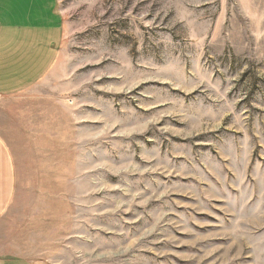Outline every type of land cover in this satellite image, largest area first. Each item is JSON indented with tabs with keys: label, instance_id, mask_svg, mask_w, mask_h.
<instances>
[{
	"label": "rangeland",
	"instance_id": "1",
	"mask_svg": "<svg viewBox=\"0 0 264 264\" xmlns=\"http://www.w3.org/2000/svg\"><path fill=\"white\" fill-rule=\"evenodd\" d=\"M59 4L42 105H0L4 240L47 264H264V0Z\"/></svg>",
	"mask_w": 264,
	"mask_h": 264
},
{
	"label": "crops",
	"instance_id": "2",
	"mask_svg": "<svg viewBox=\"0 0 264 264\" xmlns=\"http://www.w3.org/2000/svg\"><path fill=\"white\" fill-rule=\"evenodd\" d=\"M65 39L59 0H2L0 3V105H42L37 89L59 61ZM21 99L29 103H18ZM15 160L0 134V222L16 192ZM8 234V233H7ZM0 230V264H47L23 256Z\"/></svg>",
	"mask_w": 264,
	"mask_h": 264
},
{
	"label": "snow or ice",
	"instance_id": "3",
	"mask_svg": "<svg viewBox=\"0 0 264 264\" xmlns=\"http://www.w3.org/2000/svg\"><path fill=\"white\" fill-rule=\"evenodd\" d=\"M0 3H2V0H0Z\"/></svg>",
	"mask_w": 264,
	"mask_h": 264
}]
</instances>
